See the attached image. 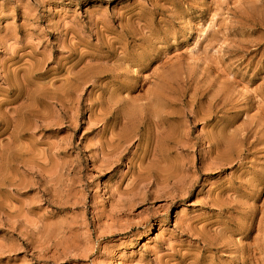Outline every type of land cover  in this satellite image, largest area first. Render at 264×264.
<instances>
[{"label":"rangeland","instance_id":"374dc122","mask_svg":"<svg viewBox=\"0 0 264 264\" xmlns=\"http://www.w3.org/2000/svg\"><path fill=\"white\" fill-rule=\"evenodd\" d=\"M0 264H264V0H0Z\"/></svg>","mask_w":264,"mask_h":264}]
</instances>
